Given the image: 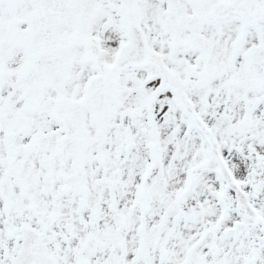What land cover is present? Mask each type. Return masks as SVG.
Instances as JSON below:
<instances>
[{
    "label": "snow or ice",
    "instance_id": "6c2138e0",
    "mask_svg": "<svg viewBox=\"0 0 264 264\" xmlns=\"http://www.w3.org/2000/svg\"><path fill=\"white\" fill-rule=\"evenodd\" d=\"M0 264H264V0H0Z\"/></svg>",
    "mask_w": 264,
    "mask_h": 264
}]
</instances>
